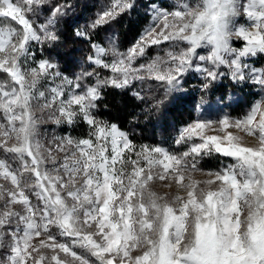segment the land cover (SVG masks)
<instances>
[{"label":"snow or ice","instance_id":"snow-or-ice-1","mask_svg":"<svg viewBox=\"0 0 264 264\" xmlns=\"http://www.w3.org/2000/svg\"><path fill=\"white\" fill-rule=\"evenodd\" d=\"M48 3L0 0V264H264V95L240 116L185 124L175 150L136 144L95 115L104 89L137 82V100L147 85L163 91L151 108L159 112L169 98L179 106L193 71L204 93L224 78L264 92V68L249 62L264 55V0L150 4L151 23L126 50L114 37L105 46L77 30L94 67L73 77L32 50L60 40L56 25L66 5L38 22ZM134 7V0H109L88 28ZM161 45L162 55L141 62ZM47 121L82 122L87 133L45 142L40 125ZM214 155L233 162L203 168Z\"/></svg>","mask_w":264,"mask_h":264},{"label":"rangeland","instance_id":"rangeland-1","mask_svg":"<svg viewBox=\"0 0 264 264\" xmlns=\"http://www.w3.org/2000/svg\"><path fill=\"white\" fill-rule=\"evenodd\" d=\"M134 2L135 7L133 9L135 13H139L141 15L147 13L149 19L138 34H129L127 40H122L117 32V18L105 25L96 28L95 30L88 28V25L96 18L97 12H99L107 3H109V0H49V3L41 9L38 22H43L47 16L50 15L51 7L57 4L66 5V14L59 19V22L56 25V30L60 36L59 42L51 47H49L47 44L43 46L34 45L32 50L35 52L36 58L41 59L45 57H51L55 59L59 65V70L61 73L69 77L79 74L82 70L91 71L92 67L94 66L90 67L86 61V58L91 51L90 44L87 40L75 35L77 30L89 31L91 34V40L93 37L98 36V40H92V42L105 46L108 39L110 37H114L118 47L121 50H126L133 43H135L144 29L151 23L152 17L148 11L149 5L155 4L161 8H171L176 3V0H134ZM239 22L244 23V20L241 19ZM240 43L241 42H236L234 46L239 47ZM165 46L166 45H161L159 47L153 46L149 48L147 50V56L141 62L152 58L158 52L162 55L163 53L161 48ZM198 51H200V54H206L205 50ZM69 52L72 53L71 57L66 55ZM257 57L252 58L249 62L257 68H264V63L258 64ZM221 70L226 71V69L223 68ZM107 74V72L101 70L102 76ZM84 83H94V80H85ZM201 83L202 79L199 73L193 71L185 76L183 92L180 94H185L188 91L186 96L188 99H182V103L176 107L180 112L183 113L186 120L185 122H180L181 124L178 126H176L174 120H170V122L173 124V127L168 130L169 139L158 141V143L151 145H163L165 147H171L173 150H175L176 146L174 143H172L173 138L178 134L179 129L185 124L197 119L198 117L215 119L217 116L223 115L225 113H228L233 117L240 116L247 110L248 107L251 106L253 102L260 99L261 96L264 95V92L261 91L259 86H254L250 82L245 83L244 85H239L234 84L228 78H224L213 84L217 86L216 91L220 92V94L217 97H211L210 92L200 93ZM43 87L44 85H41V88ZM143 89L146 92L148 90L147 85H144ZM138 90H141V85L137 82L133 88V92ZM153 91L155 90L153 89ZM157 93L159 98L163 97L162 90ZM230 109H232L233 113L229 111ZM37 114L39 115V113ZM112 123L116 122L112 121ZM173 129L177 130V134L173 133ZM121 130L129 134L128 130L122 128ZM40 132L41 138L47 142L53 136L71 135L73 137H83L87 133V126L82 122H77L71 126L67 124H61L58 126L51 121H47L40 125ZM232 162L233 161L226 158V160H223L218 167H215L209 166L204 161H202L201 166L205 169H217L222 163L227 165L228 163ZM197 178L200 179L203 177H200L199 174H197ZM154 187L157 191L165 190L161 189L158 184ZM32 199L33 202H36L35 197Z\"/></svg>","mask_w":264,"mask_h":264},{"label":"trees","instance_id":"trees-1","mask_svg":"<svg viewBox=\"0 0 264 264\" xmlns=\"http://www.w3.org/2000/svg\"><path fill=\"white\" fill-rule=\"evenodd\" d=\"M148 15H141L132 12L125 13L117 17V32L122 40H127L129 34L136 35L141 28L148 22ZM93 41L98 40V36L93 37ZM258 64L264 63V55L257 57ZM4 78V74L0 73V79ZM133 88L118 90L107 88L103 90L102 99L98 101V107L95 110V115L98 119L116 122L120 128L126 129L129 132L130 138L136 144H156L158 141L169 139L168 130L173 127L170 120H174L176 126L185 122V117L178 108L173 105L169 106V100H165L159 112L155 108H151L153 103L152 97L159 98L158 93L153 90L143 89L142 95L145 97L143 101L137 100L133 95ZM217 86L213 85L210 96H218L220 92L216 91ZM200 93H203L200 91ZM188 91L182 95L185 99ZM191 96V95H190ZM167 107V114H164V108ZM151 108V115L147 109ZM232 112V109L229 110ZM233 113V112H232ZM132 126V130H131ZM173 133L177 134V130L173 129ZM2 158V156H0ZM226 160L219 156L206 157L203 161L209 166L218 167L219 164ZM207 165V166H208Z\"/></svg>","mask_w":264,"mask_h":264}]
</instances>
